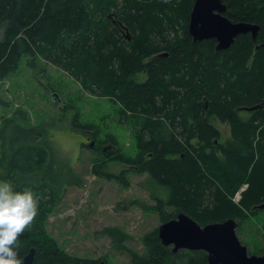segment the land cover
Listing matches in <instances>:
<instances>
[{
    "label": "trees",
    "instance_id": "16d2710c",
    "mask_svg": "<svg viewBox=\"0 0 264 264\" xmlns=\"http://www.w3.org/2000/svg\"><path fill=\"white\" fill-rule=\"evenodd\" d=\"M223 1L232 22L259 26L255 40L239 34L220 50L213 39L193 41L187 23L194 0H0V83L22 63L35 68L42 59L62 67L89 94L116 105L114 120L130 127L133 156L106 135L113 143L110 160L126 166L116 176L120 184L128 187V173L144 177L138 186L145 198L126 201L124 210L154 213L160 223L179 212L201 226L231 218L239 227L264 211L254 212L264 203V105L247 111V120L238 114L264 102V0ZM139 74L146 79L135 81ZM212 118L228 124L226 143ZM18 119L26 113L1 122L0 179L17 190L30 188L38 201L37 215L18 235L19 257L34 248L32 264H108L105 256L70 255L48 234L55 202L83 179L54 154L46 127ZM71 125L94 140L100 135L77 113ZM101 233L129 264H208L203 251L174 253L162 245L157 228L141 237V251L127 245L129 235L118 226Z\"/></svg>",
    "mask_w": 264,
    "mask_h": 264
},
{
    "label": "rangeland",
    "instance_id": "374dc122",
    "mask_svg": "<svg viewBox=\"0 0 264 264\" xmlns=\"http://www.w3.org/2000/svg\"><path fill=\"white\" fill-rule=\"evenodd\" d=\"M145 79V74L134 78L137 82ZM52 93H58V100L52 99ZM116 109L105 97L93 96L82 89L65 69L42 59L35 68L22 63L15 75L0 83V126L4 118L12 117L19 110L25 112L27 119L16 122L26 127H46V137L53 143L54 154L62 156L60 161L67 164L70 174L73 167L83 179L81 187H68L62 199L55 202L53 215L47 218L48 234L70 255L89 260L105 256L108 264H129L127 256L113 248L109 238L101 233L102 229L120 227L129 235L127 245L141 251V237L157 228L160 222L154 213L129 206L122 208L128 200H143L145 192L138 186L143 176L128 173L127 188L116 178L126 166L110 160L108 152L113 150V143L106 135H113L121 153L135 154L129 125L117 124L114 120ZM76 113L83 123L100 129L97 139H92L91 133L72 128L71 120ZM238 114L244 120L250 117L247 110H239ZM211 122L220 130L221 143H226L230 138L228 124L216 118ZM93 140L95 144L87 147ZM246 218L237 226L236 235L250 251L261 254L264 252V211Z\"/></svg>",
    "mask_w": 264,
    "mask_h": 264
},
{
    "label": "water",
    "instance_id": "95a60500",
    "mask_svg": "<svg viewBox=\"0 0 264 264\" xmlns=\"http://www.w3.org/2000/svg\"><path fill=\"white\" fill-rule=\"evenodd\" d=\"M226 10L223 0H194L189 12L187 30L192 40L213 39L216 42V50L228 48L239 34L249 33L255 40L259 26L245 21L232 22L226 17ZM261 46H264V43ZM262 105L264 102L242 109L252 111ZM93 144L92 141L89 146L92 147ZM254 207L264 209V204ZM236 227L237 222L231 218L201 226L187 214L179 212L175 218L160 223L157 233L162 245L171 247L174 253L179 250L203 251L208 264H264V252L259 255L248 254L247 247L236 235ZM34 252V248H30L22 257L23 264H32ZM80 264L107 263L82 261Z\"/></svg>",
    "mask_w": 264,
    "mask_h": 264
},
{
    "label": "clouds",
    "instance_id": "9594fccd",
    "mask_svg": "<svg viewBox=\"0 0 264 264\" xmlns=\"http://www.w3.org/2000/svg\"><path fill=\"white\" fill-rule=\"evenodd\" d=\"M37 212V197L30 188L17 190L9 180L0 179V264H23L16 241Z\"/></svg>",
    "mask_w": 264,
    "mask_h": 264
},
{
    "label": "bare ground",
    "instance_id": "6f19581e",
    "mask_svg": "<svg viewBox=\"0 0 264 264\" xmlns=\"http://www.w3.org/2000/svg\"><path fill=\"white\" fill-rule=\"evenodd\" d=\"M51 95H52V97H53V98H52L53 100H58V99H56L57 97H59V96H58V93H52ZM238 198H239V197H238ZM175 217H176V216H175ZM175 217H174V218H175ZM171 219H173V218H171ZM171 219H169V220H171ZM167 221H168V220H167ZM165 222H166V221H165ZM162 223H163V222H162Z\"/></svg>",
    "mask_w": 264,
    "mask_h": 264
},
{
    "label": "flooded vegetation",
    "instance_id": "af4514ba",
    "mask_svg": "<svg viewBox=\"0 0 264 264\" xmlns=\"http://www.w3.org/2000/svg\"><path fill=\"white\" fill-rule=\"evenodd\" d=\"M84 143H85V142H84ZM85 144H86V143H85ZM88 145H90V143H89ZM263 204H264V203H263ZM256 210H262V209H259V208H258V209H257V208L255 209V207H254V212H255ZM263 210H264V209H263ZM236 229H237V228H236Z\"/></svg>",
    "mask_w": 264,
    "mask_h": 264
}]
</instances>
